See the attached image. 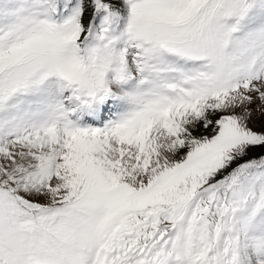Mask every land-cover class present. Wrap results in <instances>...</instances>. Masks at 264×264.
<instances>
[{
  "label": "snow or ice",
  "instance_id": "1",
  "mask_svg": "<svg viewBox=\"0 0 264 264\" xmlns=\"http://www.w3.org/2000/svg\"><path fill=\"white\" fill-rule=\"evenodd\" d=\"M0 264H264V0H0Z\"/></svg>",
  "mask_w": 264,
  "mask_h": 264
}]
</instances>
